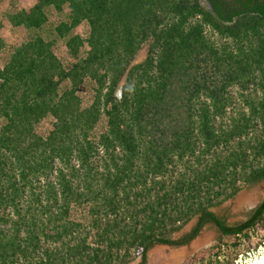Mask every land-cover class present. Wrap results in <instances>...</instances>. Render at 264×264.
<instances>
[{
    "label": "trees",
    "instance_id": "obj_1",
    "mask_svg": "<svg viewBox=\"0 0 264 264\" xmlns=\"http://www.w3.org/2000/svg\"><path fill=\"white\" fill-rule=\"evenodd\" d=\"M211 1L12 0L0 11V264L136 253L145 264L196 216L191 239L206 220L246 237L261 220L264 202L237 226L212 209L264 179V3L225 15ZM8 25L24 43H7ZM86 207L87 220L73 217Z\"/></svg>",
    "mask_w": 264,
    "mask_h": 264
},
{
    "label": "rangeland",
    "instance_id": "obj_2",
    "mask_svg": "<svg viewBox=\"0 0 264 264\" xmlns=\"http://www.w3.org/2000/svg\"><path fill=\"white\" fill-rule=\"evenodd\" d=\"M12 0H0V11L4 12L9 8ZM16 1L17 8H30L34 5L36 0H14ZM68 12L69 10L66 9ZM58 14L56 11L49 12V18L56 20ZM88 25H81L76 29L77 33L84 36L87 35ZM3 36L5 37L9 45H20L28 38V32L23 29H17L16 31L8 25L4 31ZM57 54L65 61L69 62L72 58L67 53V49L62 42H59L55 46ZM145 56V52L139 57V60ZM8 54L0 52V65L7 59ZM234 95L237 96V105H241L238 101V89L233 88ZM120 93V92H119ZM80 95L83 98V105H89L92 103L94 98L93 84L91 80H87L80 91ZM54 119L48 117L38 125V131L42 134H47L52 128ZM106 128V119L103 118L100 124L95 129V135L99 136L104 132ZM261 132L259 128L258 133ZM102 153V152H101ZM264 200V179L254 184H248L241 189L235 196L228 199L219 206L213 208V210L225 217L227 222L232 226L240 225L246 222L256 207H258ZM88 208H79L77 211L74 210L73 217L77 219L87 220ZM197 220V217L193 218L185 228L180 232L188 230ZM179 234V233H178ZM213 226H207L202 230L200 235L191 241V244L196 246L195 253L185 259L182 264H244L247 260L255 257L259 251L264 249V215L261 220L247 231V237L243 235L239 236H224ZM178 236V235H177ZM224 237V238H223ZM223 238V239H221ZM172 248H168L165 245H155L149 251V264L150 262L155 264V260L159 259L163 261L166 255L171 254ZM141 253H136L135 259L128 264H136L140 259ZM175 255V254H173ZM173 257L169 258L171 261ZM160 261V262H161Z\"/></svg>",
    "mask_w": 264,
    "mask_h": 264
},
{
    "label": "flooded vegetation",
    "instance_id": "obj_3",
    "mask_svg": "<svg viewBox=\"0 0 264 264\" xmlns=\"http://www.w3.org/2000/svg\"><path fill=\"white\" fill-rule=\"evenodd\" d=\"M202 1V3L203 4H205V5H207L210 9H213V4H212V1L211 0H201ZM216 4H217V6L220 8V11L221 12H223L225 15H228V14H230V13H236V12H240V11H244L245 9H246V6H245V4L244 3H246V2H248L249 4H251V6L252 7H254L255 5H256V1L257 0H213ZM259 1H261V3H264V0H259ZM264 202V200L262 201V203ZM261 203V204H262ZM260 204V205H261ZM259 205V206H260ZM258 206V207H259ZM258 207H256L255 209H257ZM254 209V210H255ZM212 211L218 216V217H220L222 220H224L225 222H226V224L227 225H230L228 222H227V220H226V218L225 217H223V216H221L220 214H218V213H216L213 209H212ZM197 217V220H196V222L188 229V230H186V231H184V232H182V233H180L184 228H185V226L187 225H185L180 231H177V232H174V235H173V238L175 239V240H180V243L179 244H155V245H165V246H167L168 248H171V247H178V246H182V245H189V244H191V241H193L194 239H196L199 235H200V233L202 232V230L204 229V228H206L207 226H213L215 229H217L218 231H219V233L221 234V235H223V232H222V230H221V228L216 224V222L215 221H213V220H206V222L204 223V225L201 227V229H200V231H199V233L197 234V236L195 237V238H193V239H191V234H192V232L194 231V229L197 227V225H198V223H199V221H200V216H196ZM195 218V217H194ZM190 222H191V220H190ZM190 222H188V223H190ZM230 226H232V225H230ZM179 233V234H178ZM178 235V236H177ZM221 235L218 237V238H220L221 237ZM189 240L187 243L185 242V240ZM183 242V243H182ZM155 245H153V246H155ZM152 246V247H153ZM152 247H150L149 249H148V251H147V254H146V263L145 264H149V251H150V249L152 248ZM140 259H139V261L136 263V264H142L143 263V257H142V254H140ZM191 257V256H190Z\"/></svg>",
    "mask_w": 264,
    "mask_h": 264
},
{
    "label": "water",
    "instance_id": "obj_4",
    "mask_svg": "<svg viewBox=\"0 0 264 264\" xmlns=\"http://www.w3.org/2000/svg\"><path fill=\"white\" fill-rule=\"evenodd\" d=\"M196 246L182 245L178 247H173L171 254L166 255V258H170L172 257L173 254H175L177 255V258H175L172 264H182L185 261V259H187L188 257H190L195 253L196 249L194 250L193 248H196ZM152 262H150V264H153Z\"/></svg>",
    "mask_w": 264,
    "mask_h": 264
},
{
    "label": "bare ground",
    "instance_id": "obj_5",
    "mask_svg": "<svg viewBox=\"0 0 264 264\" xmlns=\"http://www.w3.org/2000/svg\"><path fill=\"white\" fill-rule=\"evenodd\" d=\"M172 257L173 259H171V261H169V258L164 259L163 261L157 259L155 260V264H172L175 258H177V255H172ZM244 264H264V249L259 251V253L252 259L247 260Z\"/></svg>",
    "mask_w": 264,
    "mask_h": 264
}]
</instances>
